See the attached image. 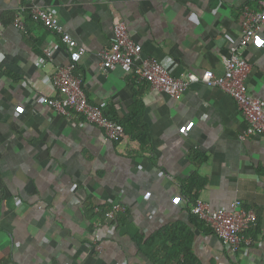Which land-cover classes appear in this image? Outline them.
I'll return each instance as SVG.
<instances>
[{"label": "crops", "instance_id": "obj_1", "mask_svg": "<svg viewBox=\"0 0 264 264\" xmlns=\"http://www.w3.org/2000/svg\"><path fill=\"white\" fill-rule=\"evenodd\" d=\"M262 1L34 0L87 47L76 72L90 102L124 125L117 142L44 101L58 96L44 78L70 54L26 1L0 0V264H154L149 249L176 253L179 244L201 264H264V133L241 138L248 123L220 87L190 83L175 99L101 66L124 21L142 55L170 61L174 75H222L244 34V6L258 11ZM253 44L243 51L246 82L264 99V25ZM194 179L197 199L255 212L250 244L231 253L193 220Z\"/></svg>", "mask_w": 264, "mask_h": 264}, {"label": "built area", "instance_id": "obj_2", "mask_svg": "<svg viewBox=\"0 0 264 264\" xmlns=\"http://www.w3.org/2000/svg\"><path fill=\"white\" fill-rule=\"evenodd\" d=\"M24 1L25 7L30 8L31 17L58 33L70 54L67 65L44 78L45 84L52 85L58 92L55 97L44 96V101L67 117L84 116L102 128L105 138L119 141L125 132L124 125L109 117L100 105L90 102L83 86V77L76 72L87 47L63 27L53 9L39 6L34 0ZM242 16L244 34L238 43L230 46V57L222 75H217L212 69H206L201 75L192 72L185 76L174 75L170 69V61L142 55V44L132 38L124 21L115 24L114 39L111 47L102 53L101 66L105 71H118L122 76H133L137 81H146L151 89L166 92L175 99L181 98L190 83L201 82L209 87H220L232 95L248 123L241 138L264 133V99L249 93L246 81L252 64L243 52L245 48L255 47L253 42L260 26L264 25V0L258 11L245 5ZM17 24L24 27L21 20H17ZM53 49V46H48L44 51L52 57ZM42 63L39 60L37 64ZM111 209L108 216L113 219L115 210L119 211L122 207L117 203ZM192 210L207 223L231 253H236L244 243H251L247 232L255 224L257 217L254 211L241 208L239 201L231 203L229 208H215L201 199H196ZM115 227L116 224L113 225Z\"/></svg>", "mask_w": 264, "mask_h": 264}, {"label": "trees", "instance_id": "obj_3", "mask_svg": "<svg viewBox=\"0 0 264 264\" xmlns=\"http://www.w3.org/2000/svg\"><path fill=\"white\" fill-rule=\"evenodd\" d=\"M121 139L119 141H121ZM194 181H195V184L193 183L194 188L193 189L190 188L189 190L190 193H188V195L190 199L195 201L197 199V189L201 186V184L198 185V181H196L195 179ZM193 215L195 217L193 220L196 221L199 220L202 223H205L196 214ZM205 224L207 225V223ZM151 240L152 239L149 238L147 242L150 247H153V245L151 246L150 244ZM150 250H153L151 254V258H153V260L151 261H153L154 264H201L198 257L191 251L190 244L187 246L184 245V248H182V245L179 244V250L176 253H172L171 248L167 249L166 246H159L156 249H149V251Z\"/></svg>", "mask_w": 264, "mask_h": 264}]
</instances>
